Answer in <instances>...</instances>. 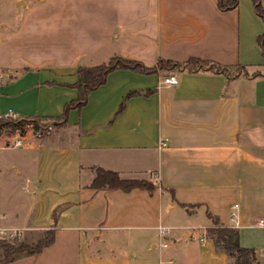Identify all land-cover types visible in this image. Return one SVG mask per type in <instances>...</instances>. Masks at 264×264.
I'll return each mask as SVG.
<instances>
[{
  "label": "crops",
  "instance_id": "1",
  "mask_svg": "<svg viewBox=\"0 0 264 264\" xmlns=\"http://www.w3.org/2000/svg\"><path fill=\"white\" fill-rule=\"evenodd\" d=\"M263 32L251 0L229 11L217 0H0V117L59 120L77 97V68L113 56L147 67L198 58L233 73L110 72L64 123L76 131L75 174L56 186L65 199L44 221L34 204L18 211L0 203V228L28 243L53 228V243L0 264H235L208 237L207 211L237 229L240 245L256 252L254 264H264ZM169 75L177 84L162 83ZM96 168L150 179L157 189L90 188ZM83 170L89 181H81ZM49 186L26 177L22 189ZM178 210L183 219H171ZM197 214L200 223L190 219ZM160 225L171 228L166 247Z\"/></svg>",
  "mask_w": 264,
  "mask_h": 264
},
{
  "label": "rangeland",
  "instance_id": "2",
  "mask_svg": "<svg viewBox=\"0 0 264 264\" xmlns=\"http://www.w3.org/2000/svg\"><path fill=\"white\" fill-rule=\"evenodd\" d=\"M75 135V130L67 128L59 120L0 118V203L4 210L23 211L34 204L39 221L46 220L50 207L65 199L61 191L56 190L57 182L63 175L68 182V178L75 174L74 157L69 153ZM17 141H20L19 145ZM63 149L65 156L62 155ZM26 177L35 182L37 178L46 180L50 188L44 193L23 190V179ZM90 177V170L82 171V182L89 181ZM177 212L179 210L169 217L183 219L184 215ZM202 217L197 214L190 219L200 223ZM18 240L28 243L23 237Z\"/></svg>",
  "mask_w": 264,
  "mask_h": 264
},
{
  "label": "trees",
  "instance_id": "3",
  "mask_svg": "<svg viewBox=\"0 0 264 264\" xmlns=\"http://www.w3.org/2000/svg\"><path fill=\"white\" fill-rule=\"evenodd\" d=\"M240 0H217V7L221 11H229L238 6ZM253 1L256 13L262 18L264 22V5L263 0H251ZM259 45L261 46L264 54V32L257 38ZM180 68H186L190 71H195L199 68H207L208 70L223 73L227 76H231L226 67L219 66L211 61L201 60L198 58H189L185 62H176L167 59H158L157 63L153 67H147L140 61L126 59L119 56L111 57L106 63H102L93 67L79 66L77 68V81L72 85L77 89V97L64 106L63 113L59 117L63 123H66L70 110H80L86 103L88 94L96 87L106 82L107 75L117 69L132 70L141 74H153L159 70H177ZM152 91H131L129 92L125 100L136 95H149ZM123 101L118 109V112L123 109ZM4 118V117H0ZM90 188H109L119 189L123 192H129L132 189H144L152 194L157 185L150 179L145 178H125L118 172L112 170H106L103 168H96L95 175L89 184ZM173 195V190H168ZM180 206L190 209L196 205L179 203ZM210 220V226L206 232L209 238L212 239L217 250L225 253L229 258L233 259L235 264H254L257 261L256 252L254 249L242 247L239 243V234L237 229L223 226L218 217L211 214L209 211L206 213ZM55 218V214L53 215ZM54 240V230L50 228L43 231L41 237H39L35 243L28 244L18 240V238H12L11 240H0V263H8L14 261L17 258L24 256H37L43 250V248L51 245Z\"/></svg>",
  "mask_w": 264,
  "mask_h": 264
},
{
  "label": "built area",
  "instance_id": "4",
  "mask_svg": "<svg viewBox=\"0 0 264 264\" xmlns=\"http://www.w3.org/2000/svg\"><path fill=\"white\" fill-rule=\"evenodd\" d=\"M177 82H178V79H177V77L175 75L166 76L162 80V83L163 84H167V85H175V84H177ZM7 117H12L14 119H20V118L14 116V115L7 116ZM19 144H20V141H17V145H19ZM161 144L164 145L165 143L164 142H161ZM258 225H260V226L264 225V220H260L258 222ZM157 230H158L159 238L161 240L160 245L162 247H166L167 246V242L165 241V239L168 236V234L170 233L171 228L170 227H167V226L160 225V226L157 227ZM0 233L2 234V236H1L2 239H5L6 237H10V238H14V237L21 238V235L19 233H17L16 230H10V229H6V228H0Z\"/></svg>",
  "mask_w": 264,
  "mask_h": 264
}]
</instances>
